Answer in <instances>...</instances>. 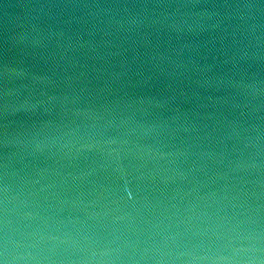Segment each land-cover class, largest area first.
<instances>
[{"label": "water", "instance_id": "95a60500", "mask_svg": "<svg viewBox=\"0 0 264 264\" xmlns=\"http://www.w3.org/2000/svg\"><path fill=\"white\" fill-rule=\"evenodd\" d=\"M0 264H264V0H0Z\"/></svg>", "mask_w": 264, "mask_h": 264}]
</instances>
